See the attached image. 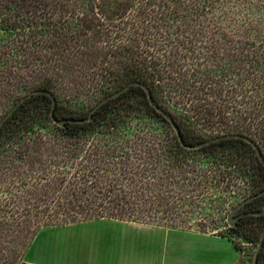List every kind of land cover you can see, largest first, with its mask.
<instances>
[{"label":"trees","instance_id":"trees-1","mask_svg":"<svg viewBox=\"0 0 264 264\" xmlns=\"http://www.w3.org/2000/svg\"><path fill=\"white\" fill-rule=\"evenodd\" d=\"M132 80L151 87L187 144L237 132L264 152V0H0V98L47 89L58 118H83ZM52 106L51 94L35 93L0 131V155L15 147L21 162L0 179V264L24 262L42 228L147 223L194 203L188 194L202 183L244 198L264 188L250 142L187 148L141 85L85 122L60 126ZM262 208L264 195L243 210ZM231 228L258 245L264 214Z\"/></svg>","mask_w":264,"mask_h":264},{"label":"rangeland","instance_id":"rangeland-1","mask_svg":"<svg viewBox=\"0 0 264 264\" xmlns=\"http://www.w3.org/2000/svg\"><path fill=\"white\" fill-rule=\"evenodd\" d=\"M13 105L14 103H12L11 100L6 101L4 98H0V116H2V113L6 112ZM131 131L132 129L127 130L129 134H131ZM43 132L48 138H51L52 136H54V134L59 133L54 123L45 125V127L43 128ZM16 151L17 148L12 147L7 151L6 155H0V179L6 176L5 172H7L8 175L15 174L14 168L12 166L21 163L16 158ZM1 164H3V166H6L2 170ZM201 167H206V164L201 165ZM197 172L201 173L202 171L198 170ZM206 186L208 185L204 183L197 186V189L194 191L195 196L190 197V194H188V197L191 199L194 198L195 201L194 203H187L184 207H182V209L184 210L180 208V210L177 211L176 214L174 212V214L170 213L166 216L162 212H159L158 217H155L157 221H155V219H152L151 221L147 220V223L152 225L168 224V226L171 227L183 228L196 227L197 229L210 234L225 236L230 239L234 243V245L237 244L238 246V250L240 252V260L237 264H253L254 254L257 248L256 242L233 230L227 222V217L231 209L236 206L244 197L231 192H225L223 190V184H215L213 186L209 185L208 187ZM90 222L92 221H89L87 223H76L75 225H70V227H67L64 231L58 230L55 232V244H58L61 240V242L63 243L62 246H64L65 238H75L74 243L68 242V246L66 249V251H72L75 256L77 255L80 258L79 259L77 257V259L74 260L72 264H89L87 263L90 262L89 259H92L93 257L95 258L96 254H98L96 248L97 245L95 243L97 240L96 233H98L99 229L97 231H94L95 227L93 223ZM135 234L139 235L140 244L144 246V249L146 251L145 254L146 256H148L146 258L147 260L149 256L154 257L153 254H150L154 251L155 255L159 256L158 258L163 259L165 253H167V250L170 249V244L168 245V247L166 246L168 236L166 235V232L164 230H160L158 228H147L144 230L124 231V235L126 236L132 237ZM70 235H73L74 237ZM175 236L176 238H173L172 240H175L174 245L177 247V252L180 255L185 256L188 261L195 263V259L199 258L207 262L214 263L218 261L217 258L221 259V257L226 256L225 252L220 249L222 245L217 243V241H215L214 239H204L205 242H201L203 245H200L194 239L186 243L183 240L182 233H175ZM175 236L173 235V237ZM33 241L36 243V249L34 248L29 256V254L27 253L29 252L28 248L24 256L25 260L20 264H37L30 260L31 257L37 258L41 261L45 259H53V261L61 260V256H63V254H61V251H59L58 247L54 251L52 249H50L49 252L47 250H43V245L47 246L49 242L53 244L52 237L48 240V234H41L38 237L35 236ZM70 244H73L72 248H69ZM217 248L218 250H215ZM51 255L54 256L52 259L50 257ZM86 256L88 257L85 258ZM187 256L192 257L193 260H191ZM81 258L85 259L82 260ZM176 264L185 263L178 261L176 262ZM262 264H264V259L262 260Z\"/></svg>","mask_w":264,"mask_h":264},{"label":"crops","instance_id":"crops-1","mask_svg":"<svg viewBox=\"0 0 264 264\" xmlns=\"http://www.w3.org/2000/svg\"><path fill=\"white\" fill-rule=\"evenodd\" d=\"M89 221H92L90 223H93L95 227L94 231H97L99 229L98 233H96L97 240L95 243L97 245L96 248L98 254H96L95 258L93 257L92 259H89L90 262H87L89 264H176V262L178 261L183 262L185 264H237L240 260L239 250L235 247L234 243L225 236H221L218 234H210L200 229H197L196 227H188V228L171 227L168 225L167 226L152 225L144 222H134L128 220L108 219V218L75 222L66 225L47 227L41 229L39 231L40 233L39 232L37 233L36 235L37 237L41 234H48V240L51 237L53 239L52 241L53 244H51L48 241L49 243L47 246L43 245L42 247L43 250H47L49 252L50 249L54 251L58 247L59 251H61V254H63V256H61V260H57V261H53L52 258L54 256L52 255L50 256L52 260L45 259L41 261L34 257H31L30 260H32V262H35L37 264H72L74 260L77 259V257L79 258V256L77 255L75 256L72 251L68 252V250L66 251V249L68 246V242L74 243L75 238H65L64 246H62L63 243L61 242V240L59 241L58 244H55L54 242V240L56 239V237L54 236L55 232L58 230L64 231L67 227H70V225H75L76 223H84V222L87 223ZM147 228H151V229L158 228L166 232V235L168 236L166 246L168 247V245L170 244L169 245L170 249L167 250L168 254L165 253L163 259L158 258L159 256L155 255V251H154L150 253L153 254L154 257L149 256L147 260L146 258L148 256H146L145 254L146 251L144 249V246L140 244L139 235L135 234L132 237L124 235L125 230L136 231V230H144ZM175 233H182L183 240L186 243L194 239L198 244L203 245L201 242H205L204 239H210V238L214 239L215 241H217V243L222 245L220 249H222L225 252L226 256L221 257V259L217 258L218 261L214 263H210L199 258L195 259V263L188 261L185 256H182L177 252V247L174 245L175 240H172L173 238H176ZM173 235L175 237H173ZM34 241L32 242L31 246L28 249L29 252L27 253L29 254V256L31 254V251L34 248L36 249V243ZM72 246L73 244H70L69 248H72ZM215 250H218V248ZM88 256H86L85 258H87ZM85 258H81V259L83 260ZM188 258L193 260L192 257H188Z\"/></svg>","mask_w":264,"mask_h":264},{"label":"water","instance_id":"water-1","mask_svg":"<svg viewBox=\"0 0 264 264\" xmlns=\"http://www.w3.org/2000/svg\"><path fill=\"white\" fill-rule=\"evenodd\" d=\"M141 85L145 88L146 92H147V96L150 100V103L153 104V106L163 114V116L169 120V122L171 123V125L173 126L176 134L178 135L180 141L182 142V144H184L187 148L190 149H197V148H201L205 145H208L212 142L215 141H219L221 139L224 138H230V137H236V138H243L245 140H247L248 142H250L253 147L256 150L257 155L259 156L260 160L262 161V163L264 164V152L260 146V144L254 140L251 136L246 135V134H242V133H237V132H232V133H225V134H220L217 136H213L210 138H207L205 140L199 141L197 143L194 144H187L183 138L182 135V131L181 128L179 126V124L177 123V121L175 120V117L173 116V114L167 110L166 108H164L163 106H161L157 100L155 99L152 89L151 87L141 81V80H132L129 83L125 84L124 86H122L121 88L103 96L101 99H99L94 106L91 108V110L89 111V114L83 118H77V117H64V118H58L55 114V107L57 105V97L50 91L47 89H33L27 93H25L11 108H9V110H7V112H5V114L2 116V118L0 119V131L3 128L5 122L10 118V116L19 108V106L21 104H23L28 98H30L32 95H34L35 93H39V92H46L51 94L52 98H53V106L51 109V115L52 118L54 119V121L59 124L60 126H65L67 121H72V122H85V121H89L94 117L95 112L101 107L103 106L105 103H107L110 99L117 97L119 95H121L123 92H125L127 89H129L132 85ZM264 195V188H262L261 190L245 197L243 200H241L236 206H234L231 211L228 214L227 217V222L229 224V226L234 227L237 225L238 220L240 219V217L242 216H246V215H259V214H264V208L262 209H254V210H243L244 206L252 201L253 199ZM237 212H239L238 214H236ZM264 246V229L261 233L260 236V240L258 242L255 254H254V260H253V264H258L259 263V255L260 252L262 250Z\"/></svg>","mask_w":264,"mask_h":264},{"label":"flooded vegetation","instance_id":"flooded-vegetation-1","mask_svg":"<svg viewBox=\"0 0 264 264\" xmlns=\"http://www.w3.org/2000/svg\"><path fill=\"white\" fill-rule=\"evenodd\" d=\"M239 212H237L236 214H238Z\"/></svg>","mask_w":264,"mask_h":264}]
</instances>
